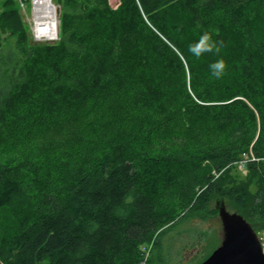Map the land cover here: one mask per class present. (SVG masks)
Returning a JSON list of instances; mask_svg holds the SVG:
<instances>
[{"label":"trees","instance_id":"obj_1","mask_svg":"<svg viewBox=\"0 0 264 264\" xmlns=\"http://www.w3.org/2000/svg\"><path fill=\"white\" fill-rule=\"evenodd\" d=\"M56 4L55 42L0 10V264H147L216 196L264 220V0ZM98 106L133 115L119 140L6 151Z\"/></svg>","mask_w":264,"mask_h":264},{"label":"rangeland","instance_id":"obj_2","mask_svg":"<svg viewBox=\"0 0 264 264\" xmlns=\"http://www.w3.org/2000/svg\"><path fill=\"white\" fill-rule=\"evenodd\" d=\"M0 0V10L2 3ZM59 18V7L56 0H51ZM110 5L116 8L120 0H109ZM33 0H25L20 4L23 21L28 27L31 37L35 42H55L37 39L33 31ZM59 25V24H58ZM90 110V111H89ZM127 112L120 114L106 106H98L82 112L79 116L65 121H53L43 129L38 130L23 143H15L7 152L16 150L31 151L43 160L51 159L56 153L67 151L90 150L95 143L108 145L109 142L119 140L125 135V120L132 118ZM125 119V120H124ZM123 120V121H122ZM5 151V152H6ZM240 178L247 175L245 168L237 170ZM217 197H213L208 204V209L198 214H189L187 219L174 226L172 232L163 240L162 253H152L147 264H200L222 242V225L215 211ZM226 209L230 213H238L237 208L229 200L224 198ZM239 214V213H238ZM246 221L253 226L261 243L264 244V220L252 222ZM148 256V255H147ZM145 257V259L147 258Z\"/></svg>","mask_w":264,"mask_h":264},{"label":"water","instance_id":"obj_3","mask_svg":"<svg viewBox=\"0 0 264 264\" xmlns=\"http://www.w3.org/2000/svg\"><path fill=\"white\" fill-rule=\"evenodd\" d=\"M215 209L222 225V242L200 264H264V244L246 219L230 213L222 198L217 199Z\"/></svg>","mask_w":264,"mask_h":264},{"label":"bare ground","instance_id":"obj_4","mask_svg":"<svg viewBox=\"0 0 264 264\" xmlns=\"http://www.w3.org/2000/svg\"><path fill=\"white\" fill-rule=\"evenodd\" d=\"M33 31L37 39L52 41L58 35V17L51 0H33Z\"/></svg>","mask_w":264,"mask_h":264},{"label":"clouds","instance_id":"obj_5","mask_svg":"<svg viewBox=\"0 0 264 264\" xmlns=\"http://www.w3.org/2000/svg\"><path fill=\"white\" fill-rule=\"evenodd\" d=\"M190 51H195L196 54L199 55V51H197V49H190ZM203 51L211 52L212 51V48L210 46H206L203 49ZM210 67H211V69L213 71V75H215L218 78L220 76L222 70H223V63L222 62H217L216 64H213Z\"/></svg>","mask_w":264,"mask_h":264},{"label":"built area","instance_id":"obj_6","mask_svg":"<svg viewBox=\"0 0 264 264\" xmlns=\"http://www.w3.org/2000/svg\"><path fill=\"white\" fill-rule=\"evenodd\" d=\"M18 1L22 5V1L21 0H18ZM253 160H254V158H253ZM239 167L242 169L243 168V165L241 164V165H239Z\"/></svg>","mask_w":264,"mask_h":264}]
</instances>
